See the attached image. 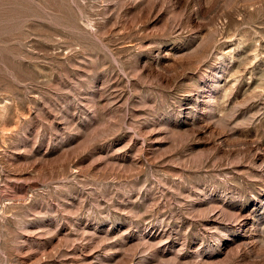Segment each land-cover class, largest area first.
Masks as SVG:
<instances>
[{
    "label": "rangeland",
    "instance_id": "374dc122",
    "mask_svg": "<svg viewBox=\"0 0 264 264\" xmlns=\"http://www.w3.org/2000/svg\"><path fill=\"white\" fill-rule=\"evenodd\" d=\"M0 264H264V0H0Z\"/></svg>",
    "mask_w": 264,
    "mask_h": 264
}]
</instances>
